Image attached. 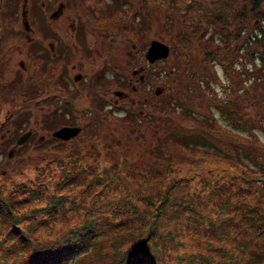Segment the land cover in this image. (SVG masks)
I'll list each match as a JSON object with an SVG mask.
<instances>
[{"label": "trees", "instance_id": "16d2710c", "mask_svg": "<svg viewBox=\"0 0 264 264\" xmlns=\"http://www.w3.org/2000/svg\"><path fill=\"white\" fill-rule=\"evenodd\" d=\"M17 1L0 0V6L16 5ZM85 11L93 25L104 21L110 31V48L115 41L146 45L145 32L152 26L155 39L173 46L169 74L178 77L177 82L163 89L161 98L166 91L165 99L157 104L163 108L157 110L156 122L163 136L152 145L144 129L130 126L127 118L129 125L123 129L126 137L104 138L106 128L100 125V129L85 132V137L62 141L51 136L36 144L33 148L44 157L37 161L46 160L47 164L36 167L32 162L30 169L39 168L40 174L54 172L43 177L35 175L26 189L21 188L26 192L18 197L0 191V213H4L0 217V264H264V144L255 143L256 135L245 136L224 127L213 113L200 114L189 106L192 99H216L215 92L206 89L211 82L202 73L213 69L214 76L216 65L226 67V47L234 54L227 69L238 71L233 60L239 57L240 47L263 41L264 0H90ZM10 13L11 17L0 19L14 22L16 10ZM250 13L253 20H262V25L258 31L245 34L243 22ZM142 37L140 42L138 38ZM5 40L0 41V48ZM0 58L3 60V56ZM245 68L248 75L264 71L257 65ZM38 74L29 71L26 81L18 75L1 84L0 103L10 100L19 108L16 115L27 119L28 105H43L44 85L55 79L52 72L47 76ZM105 81L104 74L98 73L89 86ZM51 96L47 95L45 104L52 102ZM220 101L221 108H229L236 126L264 127V113L253 115L250 111L243 115L240 101H225L224 97ZM11 118H0V129L11 124ZM183 119H191L194 127L183 125ZM20 124L16 122V128ZM21 134L13 132L1 140L0 153L3 155L2 148ZM32 139L19 146L16 155H25ZM219 140H227L236 152L237 159H231L234 164L227 169L223 164L229 158H222ZM134 143L144 148L142 155L148 161L138 169L136 187L123 183L118 190L116 179L120 175L113 173L110 177L108 173L125 167L129 160L126 152L133 149ZM49 147L55 149L56 156L47 159L52 154ZM182 160L194 164L193 172L174 175L175 163ZM10 161L14 162L1 165H13L14 170L25 168V160ZM208 161L207 166L214 168L209 172L214 174L198 175L207 169L201 163ZM152 181L153 186H149ZM50 183H54L52 190ZM110 189L115 190L113 195ZM71 191L75 198H71ZM259 191L261 197L252 202L249 195ZM216 198L220 201L217 213L212 214L206 207ZM68 202L79 209L80 216L73 224L60 222L61 208L67 214ZM233 203L239 216L228 215ZM50 220L51 225L60 222L55 232L50 227L42 229ZM235 225L233 233L231 227ZM187 231L194 234V242L187 239Z\"/></svg>", "mask_w": 264, "mask_h": 264}, {"label": "rangeland", "instance_id": "374dc122", "mask_svg": "<svg viewBox=\"0 0 264 264\" xmlns=\"http://www.w3.org/2000/svg\"><path fill=\"white\" fill-rule=\"evenodd\" d=\"M110 1V0H106ZM240 1V0H239ZM242 1V0H241ZM40 2L41 0H32L31 3V9L29 7L28 2V9L30 10L28 14V21L33 25L34 30L38 35L41 33V29H38V27H41V19H44V12L40 9ZM73 2V1H72ZM80 3L76 4V3ZM22 0L17 1L16 5H5L4 3L2 6H0V18H3L5 15V19L11 17L10 11L13 9L16 10L15 15V21H7L4 19H0V41L4 40V43L2 44V48H0V67H1V74H0V87L1 84L3 85L4 82H10L14 78H16L18 75L22 77L21 80L26 81L27 79V69L21 68L20 61H23L25 66L27 63H30V70L36 71L42 76H47L49 74V71H45L44 66V59L40 56L41 53H44V48L42 43L33 41L29 44L25 43V39L22 37L24 34V26L22 24V16H21V10H22ZM88 3H90V0H74V2L71 5V9L68 7L64 11V17H69L70 20L73 16V10L76 11V15L79 16V11L83 9L86 10ZM231 3V1H230ZM239 3V2H238ZM1 4V3H0ZM232 4V3H231ZM239 7H241V4H238ZM73 9V10H72ZM77 9L79 11H77ZM86 17V16H85ZM255 17V16H254ZM87 19V17H86ZM261 19V18H260ZM101 24L104 23L103 20L98 21ZM97 22V23H98ZM246 26V29L244 30L246 33H252L253 31H258L260 26L262 25V20L260 21L259 18L253 20L252 13H250L249 18H246L243 22ZM30 24V25H31ZM13 25V26H12ZM36 28V29H35ZM242 29L244 27H241ZM13 30V33H12ZM92 33H88V40L87 44L89 45L91 49H87L86 52H83V56L79 51L76 52L75 55V62L81 61L82 68L80 69V73L87 76L86 80H81L79 84V94L77 96H71L73 97L74 102H70L71 109L74 110L72 114V120L75 124H84L85 126V132L94 130L95 128L100 129L101 126H105L106 130L103 131L102 136L107 139H113L115 137L125 136L126 133L123 131V129L127 128L129 125L128 122H125L127 118H129L131 124L130 126H140L141 129H144L146 133V137L151 141L152 145H155V143L163 136L162 130H159L157 127L158 119H159V112L157 110H163L161 109V106L158 107V103L163 102L165 99V92L163 97L161 98V95L163 93V89L167 88L168 84H174V82H177V78L172 73L169 74L170 68L173 66V55L174 50L173 46L170 43H166L169 46V55L167 58L162 59L161 61H156L155 63H148L145 59V52L147 47L149 46V43L151 40L155 39V27L152 26L150 31L145 32L146 42L147 44H141V43H135L131 42L127 45L125 44H119L117 41L113 42L110 48V44L108 45V48L105 49V51H98L96 50V46H102L99 45L98 42L95 41V38L93 34L98 36L99 32H102L103 30H94L91 29ZM49 32V27L46 26L43 29L44 34ZM22 32V33H21ZM108 34L110 33L109 29L107 30ZM12 34V36H11ZM100 34V33H99ZM243 34L242 36H244ZM9 36V37H8ZM41 38V36H40ZM138 40L141 42L143 41L142 38H138ZM99 41V40H98ZM163 42V41H162ZM132 44L136 45L135 49L132 50ZM247 45H242L240 47L239 51V57H237L235 60V66L237 69H233V71H230L227 69V65L230 62V59L232 60V55H234L230 50L228 51V47L225 48L224 51H227L224 55V64H226V67L224 65H216L215 70L216 74L212 76V70L208 72L202 73L203 76L207 77L208 82H211L210 85L206 88L204 85V88L210 90L212 92H215L216 99H214L212 102H206L202 101L198 98L195 100L192 99V102L189 104L190 108L194 112H198L200 114H208L210 115L213 113L217 120L226 128H231L232 131L240 132L245 136H251L256 135L258 138L255 140V143L257 144H264V127H251V128H244V125H241L243 127L236 126V123L234 122V118L230 116L229 108H221V98L224 97L225 101H232V99H236L240 101L239 109L241 110L243 105V115H246L248 112L253 111V115H261L264 113V71L261 73L260 71H257V75L250 73L249 75L246 73L245 67H253V65H257L262 70H264V63L262 64L261 58L264 56V39L263 41L254 44L253 41ZM100 52V53H99ZM128 52H133V57L136 53L138 54V60L137 64L140 66L146 65V71L149 80L144 82V85L141 86L143 89V93L146 91H151V94L156 95L154 100V106L149 109H145V105L142 104L144 102L143 93L141 92L137 96V101L135 104H133V109L126 110L124 107L128 104V101H130V98H120L119 103H117L116 109L114 111L111 109V107L107 105H103L100 100L108 102L110 99L111 101H114L117 96L112 92L113 90L121 89V85L127 82L128 75L131 71V69L135 68V64L132 63V59L130 61H127ZM5 54V55H4ZM101 54V58L99 57ZM250 55V56H249ZM241 56V57H240ZM88 59V60H87ZM95 64L93 73H89L87 70H89L92 64ZM120 60V62H119ZM104 68H101V67ZM139 70V68H138ZM249 72V70H248ZM102 73L107 78V81H105L103 86L102 84L98 85L96 84L95 87H93V90L91 87L88 88V83L90 81V77L92 75ZM38 74V76L40 75ZM90 74V75H89ZM55 75V74H54ZM64 75V74H63ZM64 77V76H63ZM56 79V78H55ZM55 79L49 81L50 83L53 81L55 84ZM122 82H124L122 84ZM233 82V83H232ZM232 83V84H230ZM204 84V83H203ZM181 85V84H180ZM232 85L235 86L237 89H232ZM87 88V91L84 93L82 92V89ZM230 88V89H229ZM160 89V92L158 94H155L154 91ZM56 93V91L54 92ZM145 94V93H144ZM141 95V96H140ZM146 95V94H145ZM3 98L1 99V101ZM95 100V102H93ZM4 102V103H3ZM0 103V109H2V114L0 118H3L7 115L12 117L11 124L8 126H4L0 129V142L5 137H7L9 134H12L13 132L17 135L20 133H23L25 130V127L27 129L32 128L34 129L39 136L40 134H46L44 127L49 128L48 132H51L59 127V124L66 123V119H62L59 117H55L56 110L55 107L52 106L50 103L43 105V109L40 107V105H28L27 110L25 112H28L27 119L22 115H16V108L19 110L18 106L15 105L10 101H3ZM16 104V103H15ZM235 105V104H234ZM237 105V103H236ZM53 108V109H52ZM137 108H143V116H140L138 113ZM137 109V110H136ZM50 111V117H43L45 111ZM228 110V112H227ZM239 110V111H240ZM54 115V116H52ZM66 118L68 116H65ZM161 117V116H160ZM256 117V116H255ZM124 121L123 123L115 122V119ZM157 120V121H154ZM121 121V122H122ZM183 125H187L189 127H194V122L191 119H183L180 120ZM21 122L17 128L15 123ZM166 127L167 124L165 121H162ZM70 123V122H69ZM122 124V125H120ZM166 131V130H163ZM192 131V130H190ZM83 132L81 135L82 137H85L86 133ZM90 134V133H89ZM132 134V133H131ZM37 136L30 142V146L28 149V152L25 155H16V153L9 157L7 156V152L10 150V146H7L2 148L4 149V153H0V191H3V193H7L9 197H11V194L13 196L18 197L19 195H23L26 191L23 189L27 188V184L32 180V178L37 175L39 177H43L44 175H48L53 173L54 171H48L45 174H40L39 168H32V162H35L38 166H46L47 161H37V159L44 160V157L40 155L39 149L35 150L33 147L37 144ZM80 136V137H81ZM132 136H134L132 134ZM3 138V139H2ZM135 138V136H134ZM253 139V138H252ZM213 140V139H212ZM245 140V139H244ZM128 144V143H127ZM218 149L222 152V158H229L227 162H225L224 168H228V166H231V164H234L231 159L235 160L237 159L236 152L232 148V145L227 140H219L218 143ZM1 147V146H0ZM126 150H130V146H125ZM117 149V148H116ZM169 149H172L169 147ZM174 149V148H173ZM172 149V150H173ZM49 150L52 154L47 155V159L50 156H56L55 155V149L49 147ZM144 148L140 145H137L134 143L133 149L130 152H126L127 156L126 158L129 159L125 167H122L118 169L117 171H111L107 172L108 175L111 177L113 173H118L120 175V179H116V183L118 184V190H121L123 188L124 184H127L131 187H136L138 185V169L140 166L144 164V162L148 161L147 157L142 155ZM190 153H194V151L191 150ZM39 154V155H37ZM122 158V156H121ZM25 160L26 162L23 164L25 167L24 169L14 170L13 165H10L8 167L1 165L5 161L13 163L14 161L10 160ZM178 160V159H177ZM176 161V160H175ZM174 161V162H175ZM208 162H204L201 164H204L206 166L205 172L198 174V175H204V176H212L214 173L209 171H214V168L211 165L207 164ZM119 164V163H118ZM204 165H200L199 167H202ZM192 166L194 164H190L188 162L178 161L175 163L173 167V173L174 175H179L184 173L186 170L193 169ZM110 167V165H108ZM237 168V166H236ZM235 168V169H236ZM192 171V170H191ZM190 171V173H192ZM196 172V170H195ZM225 172V171H224ZM104 173V172H102ZM197 175V176H198ZM182 176V175H181ZM180 176V177H181ZM58 177L55 178V180ZM150 178V177H149ZM178 178V177H177ZM146 180V179H145ZM155 181H152L149 186H153ZM124 183V184H123ZM26 184V185H25ZM54 183L49 184V189H53ZM23 188V189H21ZM192 190L198 191L199 187H191ZM96 190V189H95ZM74 191V190H72ZM71 191V198H75L74 192ZM262 191V190H261ZM115 190L110 189V194L113 195ZM11 193V194H10ZM230 193V191H229ZM261 197V192L259 191L256 194L249 195V198L252 202H254L256 199ZM233 201L236 200V197H232ZM255 199V200H254ZM220 200L216 198V201H210L207 204L206 210L209 211L212 214L217 213V207L218 202ZM67 206L69 207L68 213H65V210L61 208V214H62V221L67 222L68 224H73L76 219L79 218V209H75L71 207V203L68 202ZM234 203L229 207L230 212L228 215L235 214L236 216H239V212L234 211ZM67 207V208H68ZM66 209V208H65ZM2 212V211H1ZM4 213H0V217L2 219V216ZM52 220L45 222L42 229L47 230L49 227L51 228L50 231H56L59 227L58 225L60 222H55L51 225ZM51 225V226H50ZM234 229H236V225L231 227V230L234 233ZM187 239H192V242H194V234L191 231H187ZM70 263L67 264H71Z\"/></svg>", "mask_w": 264, "mask_h": 264}, {"label": "flooded vegetation", "instance_id": "af4514ba", "mask_svg": "<svg viewBox=\"0 0 264 264\" xmlns=\"http://www.w3.org/2000/svg\"><path fill=\"white\" fill-rule=\"evenodd\" d=\"M26 1H27L26 2L27 16H28L30 12V10L28 9V2H30V0H26ZM72 1L74 2V0H41L40 9L41 11L44 12V16H43L44 19L43 18L41 19V27L40 26L38 27V29H41V32H40L41 34L38 35V33H36L37 30L35 31L33 28V25L29 23L28 21L29 28L26 29L25 26L23 25L24 34L22 35V37L25 39L26 44H29L30 42H33V41L42 43L43 48H44V53H41L40 56L44 59L43 60L44 66H45L44 70L55 74V78H56L55 84L54 82H51V83L48 82L47 84L45 83L44 85L46 92L44 94V97L42 98V100L45 101L43 105H45V103L48 101L47 95L53 94V96H51L49 100H52L50 104L55 107L56 116L67 120L66 123L59 124L58 128L65 127V126L80 128L77 135L69 138L68 140L76 138L82 135L83 132H85V126L83 123L75 124L74 121L72 120V117H73L72 114L74 110L71 109V105H70L71 101L74 102L73 97L71 96H74V95L77 96L79 94V84L81 80L87 79V76L80 73V69L82 68L81 61L75 62L74 60L76 52L79 51V53H81V55L83 56V52H86V50L89 49L91 53V49L89 45L87 44L88 40H86L88 38V33H92L91 29L103 30L102 32H99L100 34L98 33V36L93 34L94 37L97 38L95 39V41L98 42L99 45L100 44L102 45L99 47L96 46V50L98 49V51L100 50L105 51V49L108 48V45H109V40L107 39L108 38L107 26L104 24H101L98 21H95L94 23L96 25H93L89 19H86L87 16H86L85 10L83 11L82 9L79 11L77 9V11H79V14H78L79 16H77L76 11L72 9L74 12L72 19L70 20L69 17H64V11L68 7L69 8L71 7L73 3ZM22 2L24 3V0H22ZM76 4L81 5V2L80 3L78 2ZM29 7L31 9L30 3H29ZM25 8H26V5H25ZM46 26L49 27V32L47 31L48 33L44 34L43 29ZM135 47L136 45L132 44V50H134ZM138 54L140 53H136L135 56L133 57V52H128L127 61H130L132 59V63H134L136 66L135 68L131 69L128 75L127 82L126 83L122 82V84L123 83L124 84L121 85L122 86L121 89L112 91L117 96V98L114 101H111L109 99L108 102H106V101L99 99L103 105H107L111 107L112 109L113 106H117V103H119L118 101L120 98L128 97L130 98V101H128V104L130 105H127L124 108L130 111L133 109L132 107H133V104H135V102L137 101V96L141 92L143 93V89L141 88V86L144 85V82L149 80L147 73H145L146 65L140 66L136 63L137 60L139 59L137 56ZM99 57L101 58V54ZM20 64H22L21 68L27 69L26 73L28 76L29 71H31L30 63L29 64L27 63V65L25 66L24 62L20 61ZM94 66L95 64H93V60H92V64H91L92 68L87 70L90 74L93 73ZM101 68H104V67L102 66ZM95 76L92 75L89 79L90 80L94 79ZM4 83H8V82H4ZM97 84L100 85L102 84V82H99V83L97 82ZM102 85L105 86L104 84ZM89 87H91L93 90L94 86L92 85V83H91V86H89V83H88V88ZM80 89L84 93L87 91L86 87L85 89H82V88ZM55 91L56 93H54ZM144 93H143V97L145 100L144 102H142V104L145 105V109L152 108L156 100V99L154 100L156 95L151 94V91H146ZM154 93L156 94V90L154 91ZM93 102H95V100H93ZM43 105H40L42 109H43ZM113 108L116 109V107H113ZM114 109L112 110L114 111ZM137 109H138V113L140 114V116H143L144 109L143 108H137ZM43 111H45L43 117L51 116L49 114L50 111L49 112L46 110H43ZM65 116H68V117L66 118ZM44 129L47 133L40 134L39 136H37L38 133L34 129L32 128L26 129L24 132L30 131L31 134L24 143L32 139L33 135H34V138H36L37 136V144L42 143L48 138H50L52 136L51 133L54 130L51 132H48L49 129L45 127ZM16 140L14 143L11 144L10 148H12L16 144ZM59 140H62V139H59ZM68 140H62V141H68ZM21 145L16 146L15 153L17 152L18 147Z\"/></svg>", "mask_w": 264, "mask_h": 264}, {"label": "water", "instance_id": "95a60500", "mask_svg": "<svg viewBox=\"0 0 264 264\" xmlns=\"http://www.w3.org/2000/svg\"><path fill=\"white\" fill-rule=\"evenodd\" d=\"M26 3V0H24ZM25 3L23 4L22 7V18H23V24L26 29L29 28L28 25V20H27V9L25 8ZM169 46L165 42H162L158 39H153L150 41L149 46L145 52V58L148 60L150 63H154L157 60L160 59H165L169 55ZM22 66V64H20ZM160 92V89L156 90V94ZM80 128L78 127H61L56 130H54L51 134L53 137L62 139V140H68L69 138L77 135L79 132ZM31 132L26 131L22 133L19 138L16 140V144L10 148V150L7 152L9 157H12L15 153V148L17 145L23 144L30 136Z\"/></svg>", "mask_w": 264, "mask_h": 264}]
</instances>
